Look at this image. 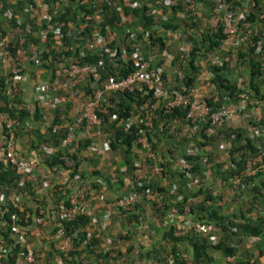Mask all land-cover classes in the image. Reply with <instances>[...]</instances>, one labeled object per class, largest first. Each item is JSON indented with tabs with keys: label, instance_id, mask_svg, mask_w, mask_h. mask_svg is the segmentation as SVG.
Listing matches in <instances>:
<instances>
[{
	"label": "built area",
	"instance_id": "2783aa9c",
	"mask_svg": "<svg viewBox=\"0 0 264 264\" xmlns=\"http://www.w3.org/2000/svg\"><path fill=\"white\" fill-rule=\"evenodd\" d=\"M98 1V9L104 5L114 8L119 15L120 26L115 30H110L106 25L103 27L102 33L98 29L93 30L90 33V39L86 38L84 46L75 40L76 36L72 33V37L70 40L68 39L67 35L70 32H64L61 25L54 20L49 3L44 0H32L24 7V12L27 21L26 31L29 30L28 24L35 26L32 34L40 42L47 44V47L38 49L33 43L27 42L26 47H16L13 52L15 56H13L6 46L9 41L7 32L0 33V67L3 69L1 94L8 99L12 98L15 93L20 94L21 97L20 103H13L14 106H12V101H7L5 104L0 99V165L13 170L17 176L16 185L21 189L17 195L15 192H11L10 195L5 196L4 192H0V226H2L0 264L39 263V258L37 259L36 255L37 249L33 243V226L53 251L56 249L63 253L68 252L72 248L73 239L81 228L66 232L60 223L71 221L81 213L90 215L91 223L99 221L100 229H104L113 214L130 210L137 214L135 220L133 219L135 233L141 236H151L154 234L153 230L148 226L141 213L133 207L134 204H142L144 201H153L160 207L163 204H168L167 210L163 208L160 210L163 212L161 225L166 229L172 227L173 236L178 237L194 232L206 238L210 244H215L218 241V234L222 230L220 225H213L189 214L183 215L178 212L175 206L185 194V191L180 190L196 189L200 184L199 179L202 180L199 178V174L191 171V165L186 159L190 155L199 154L196 147L198 142L188 144L177 157L161 156L159 152L163 153L165 150L163 147L166 146L164 143L166 135L159 132L164 125V121L159 116L167 114L175 108H184V132L188 137L200 135L201 131L212 134L223 126H234V120L246 117L250 121L248 125L243 127L235 124V126L245 129V134L250 138L264 140V127L260 124L258 117V112L264 111V102L250 94V88L246 89L242 84L243 79L235 80L236 87L240 88L239 93L229 95L226 91L227 93L219 100V88L212 81V71L209 68L205 69L203 61L198 60L194 62L199 66L195 72L196 77L189 85H186L182 66L188 57L191 41L185 38L175 39L174 36L178 35L173 34V36L171 32L174 31L166 30L171 39L164 40V48L159 51L158 49L147 51L142 41L147 42L148 33L138 32L135 28L127 25V17L123 14L122 5L130 8H142V4H146L148 6L146 13L165 18L162 10L164 7L170 8L174 0H123L122 5L114 3L116 0H96V2ZM181 1L186 4L185 11H188L190 16L199 18L208 31L219 30L222 35L213 50L206 52L205 58L210 64L222 66L224 62L230 61L229 65H231L233 62L228 57L229 54L238 47L251 46L252 54L256 55L259 60V73L264 74V10L252 21H248L249 0H242L241 4L235 5L234 8H232L231 0H209L211 4L207 6L204 0ZM199 5L203 6L206 13L204 16L198 13ZM15 12L13 7L2 9L0 18L7 22H14L15 29H20L19 24L22 21ZM98 12L100 11L98 10ZM180 17H183V13ZM84 18H92L94 26L100 24V18L97 15ZM84 23L86 22L79 24L85 26ZM139 33H142V41L137 40L136 35ZM173 39L177 40L175 49L178 53L180 68L173 66L175 55L167 48ZM111 41L112 44H110ZM83 47H88L91 52L96 50L99 53L98 58L94 62L88 61L85 58L87 55ZM44 51L49 52L47 58H43L42 52ZM114 62L125 67L129 65L131 70L117 78L115 75H108L105 68L109 64L113 66ZM163 71L170 75L175 74L180 81V86L177 88L176 85H168L163 79ZM25 76L29 78L31 96H25L23 93L21 79H25ZM125 92H129L131 95L147 96V98L143 99L141 103H135V100L130 101L129 104L132 108L118 107L119 100H116V97L118 93ZM209 97L214 101V105L208 103ZM12 108L16 109L14 115L10 113ZM18 108L28 112L23 119L16 116ZM35 108L43 111L42 121L38 122L41 133L52 121L53 110L57 108L61 110L57 114L58 117L55 115V119L60 122L61 119L65 121L69 119L67 122L70 124L67 127L66 136L59 143L58 157L70 166L74 165V161H68L64 149L75 138V131L80 125L84 127L85 136L83 137L91 138L87 150L88 154L93 157L109 152L107 138L114 130L112 126L120 128L122 132L131 133L134 136L131 147L138 157L132 159L131 170L136 176L130 182L126 181L128 183L126 190L112 199H106L102 193H95L92 188L88 189L84 178L80 176L78 170L84 167L85 161L80 160L79 165L76 166L77 170L72 174V167L68 168L62 165L50 173L44 167V159L54 152L53 147L39 143L30 154L17 148L15 146L16 133L20 127L30 128ZM104 114H108L106 128L112 125L108 131L104 129V121L101 119V115ZM171 122L173 123L171 124ZM167 123L171 124V128L175 127L174 120L166 121L165 124ZM180 137L182 135L177 133L175 138L179 139ZM166 147L169 149V144ZM216 147L221 150L219 153L224 156L222 171L231 170V173L226 175V182L222 181L224 178L219 179L227 184L228 191L232 196L240 188L246 186L242 183L244 179L255 175L259 170H264V153L261 149L250 152L237 164L238 160L232 162L230 159L229 140L220 141ZM203 154L200 164L206 161ZM171 160L176 163L183 182L182 186L172 182L165 195L147 185L153 177L164 180L168 163ZM211 164L208 165L211 166ZM203 175L209 176L208 169L203 171ZM140 179H144V181ZM26 182H29L31 187L40 193L41 187H50L51 184L65 187L68 189L63 195L65 202L52 203L41 211L42 217L36 216L27 209L21 200L22 196L26 195ZM212 194L216 195L217 192L212 189ZM92 200L102 203L103 208L99 217L92 213ZM255 212L264 218L263 209H258V211L256 209ZM4 213H7L5 218L3 217ZM255 216L254 214L252 219ZM235 218V222L241 220L238 213ZM225 227L229 232L237 231L234 224L226 222ZM47 228H49V232ZM83 230H86L85 237L90 238L89 227H85ZM263 239L264 222L262 234L245 235L242 237V243L246 248H253L257 243H262ZM111 240L108 235L103 237L102 253L110 250ZM262 250V252L256 250L253 257L248 260L241 259L239 264H264V248ZM168 258V264H172L171 258ZM223 258L224 261L231 263L235 261L236 256L228 254ZM55 260L56 264H65L58 255H55ZM77 264H94V262L81 259L77 260Z\"/></svg>",
	"mask_w": 264,
	"mask_h": 264
},
{
	"label": "trees",
	"instance_id": "16d2710c",
	"mask_svg": "<svg viewBox=\"0 0 264 264\" xmlns=\"http://www.w3.org/2000/svg\"><path fill=\"white\" fill-rule=\"evenodd\" d=\"M49 3V6L51 8V3L58 2L60 0H44ZM62 1H67L66 4H64L63 10L57 14L54 15V20L57 21L60 25L61 28L63 29L64 32L69 31L70 34H68V39L70 40L71 33L76 36V41L81 45L84 46L86 42V38L90 39V33L93 32V30L98 29L102 33L103 27L104 26H109L110 30H115L116 27L120 26L119 22V15L118 13L114 10L113 7H108V5L101 6L98 9L99 6V1L96 2V0H62ZM131 1V0H130ZM32 0H18L16 2H11L10 1H3L0 2V12H2V9L4 10L6 6L13 7L15 4L19 5H24L26 6L28 3H31ZM123 0H116L114 3L122 5ZM242 0H231V5L232 8L236 7L235 5H240ZM249 16L247 17L248 21H252L254 18L258 16L264 10V0H249ZM205 5H210L211 2L209 0H204ZM142 8H130L122 5L123 7V14L126 16V21L128 22L129 18L135 20V23L140 22L142 23V32H147L148 37H147V42L142 41V33H139L136 35L138 41H142L145 44V48L147 51L151 49H158V51L161 48H164V40L166 38H171L169 36L170 34L166 33V30L169 31H179V33L182 35L183 32L187 31V38L191 41V46L189 49L186 65H184V81L186 85H189L196 77V70L198 69L199 66L195 65L194 62L198 60H202L203 64L205 65V69H210L213 73L212 81L216 83V87L219 88V100H221V97L225 95V93L228 92L229 95H235L239 93L240 88L236 87V76L233 73V68L234 67H241V70H246V84H244L242 81L243 86L250 91V94L253 95V97L259 98L264 102V93L260 92L261 90V85H264V74L261 75L259 73L258 67H259V60L257 59L256 55L252 54V47L249 46H243V47H238L235 51H233L231 54H234L237 56L235 62H233L231 65L234 64V67L229 65L230 61H226L223 63L222 66H217L216 64H210L208 59H206V52H210L213 50V48L217 45L218 39L222 36L220 31L217 30L216 32H210L207 30L206 27L200 26L198 24L199 18L197 17H192L189 15L188 11H185V6L186 4H183L181 0H174L173 3L171 4L170 8H165L162 10V13L165 14V18H162V16L155 15V14H149L146 13L145 11L148 10V6L145 4H142ZM100 11L97 13V11ZM179 13H183V17H179ZM97 15L100 18V24L98 25H93V19L92 18H84L86 16H95ZM2 21V20H1ZM80 22H86L84 25L80 26ZM1 23V22H0ZM7 27L11 30L6 31V28L0 26V33L4 34L7 32L9 41L8 49L12 52L13 54L14 50L18 46H27V42L33 43L36 48L41 49L43 47H47V44L42 43L38 40V38L32 34V32L35 30V26L32 24H28L29 30L26 31L27 24H24L23 22L19 24L20 29H15V23L14 22H7ZM186 27V28H185ZM8 28V29H9ZM186 29L185 31H183ZM189 29V31H188ZM11 34H14L13 36H10ZM22 36V38H20ZM20 38V39H19ZM113 42L111 41L110 44ZM108 44V45H110ZM170 46V45H169ZM84 51L86 52L85 58L88 61L94 62L98 56L99 53L95 50L91 52L88 47H83ZM169 50H173L174 48L168 47ZM49 52H51L49 50ZM49 52H42L43 58H47L49 55ZM173 53L175 55L174 61L172 62L173 66L175 68H180V62L178 60V53L175 50H173ZM229 58L231 57L230 55L228 56ZM231 59V58H230ZM115 64L112 66V64H109L105 69L106 73L108 75H115L117 77L124 76L128 71L131 70L129 65L126 67L124 65H121L119 63L114 62ZM159 63V62H158ZM29 66L28 64H26ZM45 65V64H43ZM49 66V65H45ZM3 69L0 68V71ZM241 72V71H240ZM242 73V72H241ZM168 72L163 71V79L167 82V80L171 77L169 76ZM229 75V77H227ZM175 78V83L173 86L176 85L178 88L180 86L179 80L176 77L175 74L172 75ZM231 77H233L231 79ZM245 77V76H244ZM3 79L2 73H0V88H1V82ZM182 79V80H183ZM82 89V87H81ZM227 91V92H226ZM135 94V93H134ZM147 96H142V95H131L129 92L121 93L117 95L116 100H119L118 107L124 106L126 109L132 108L131 105L129 104L130 101L135 100V103H141L143 99H146ZM0 99L6 104L7 101H12V106L15 104L13 103H20L21 97L20 94L15 93L12 98H6L1 94V89H0ZM112 101V99H111ZM208 103L210 105H214V101L212 98L207 99ZM218 103V102H215ZM16 111L15 108L11 109L10 113H13ZM17 117H23L28 114V112L24 109L18 108L17 110ZM61 110L57 108L56 110L52 111L53 114V119L50 122L49 126L45 127L44 132L39 131V125L38 122L42 121L41 115H42V110L39 108H35L33 115H32V124L30 128L28 127L26 129V132L28 134H32L33 137L36 138V141L38 143H44L47 144L51 147H53L55 150L52 154L48 155L44 159V167L47 168V171L49 172H54L56 168L60 165L65 166V167H72V173H74L77 170V167L79 165L80 160H84L87 165L90 166L91 163L94 162L95 157H91L89 155V151L87 150L88 145L91 141L90 137H82L81 140L79 139L78 131L82 130V135L85 136L84 133V127L80 125L75 131L76 136L73 140H71L68 145L65 147V153L67 155V159L74 161V165L70 166L68 165L67 162L64 160L60 159L58 157V153L60 150L59 143L60 140L66 136L67 132V127L70 124V122H67L66 119L62 120L61 122L58 119H55L58 117V113ZM65 113V112H64ZM185 113L184 108H175L171 112L160 115L159 117L164 121V125L160 128L159 132L161 134H165L166 138L169 136L176 137L177 134V129L171 128V124L165 122H169L171 120H179L182 123L185 121L183 120V116ZM107 118L108 114L101 115V119L103 122V127L105 130L108 131L109 128H111L112 125H109L110 127L106 128L107 124ZM105 124V125H104ZM261 124V123H260ZM52 127H54L52 129ZM23 127H20L19 130H21ZM114 129L111 133V135L107 138V145L109 151L112 149L113 151H116L120 153L122 158V163L125 162L126 165H132V159L138 157L137 153L130 151V148L132 146V142L134 141V136L131 133H125L122 132L120 128H115L112 126ZM19 130L16 133V138L18 137ZM169 131V132H168ZM246 130L241 129L237 126H223L221 129L218 131L212 133V134H206L205 132L200 133V138L201 140L196 144V147L199 150V154L195 156H188L186 157L187 161L191 165V171L193 173L199 174V178L202 180L199 182L200 184L198 185V188L194 189L192 193L198 194L201 193L203 194L202 199L198 202H194L190 199L187 200V196H183V199L176 203L175 206L178 210L179 213L183 215H192L197 219L210 222L213 225L216 226H221V232L218 234V241L215 244H210L208 240L204 237H202L199 234H196L194 232H189L183 236H178L175 237L172 235V227L167 228L163 232V237H167V246L165 245H156L153 246L152 248L148 249L145 251V253H142L141 251L137 250L135 248V258L134 261L137 259H141L142 256L144 255L146 258H149L152 260L153 264H168L169 258L172 260V264H184L185 260L183 258V255L180 253L181 251L177 249L176 243L180 241H186L189 244L190 247V264H199V263H204L208 264L211 261V257L209 256V253L211 250L219 251L222 255L226 256L228 254H232L236 256L235 263L239 264L241 263V256L239 255V250L237 247V242H240L242 245V237L245 235H259L262 234V228H263V222L264 218L260 217L259 214L254 212L256 215L255 218L252 219L254 216H248L245 217L243 216V211L241 210V207H245V209L249 212L251 209V206L249 203L255 202V209L260 208L263 209L264 211V170H259L255 175L244 179L242 183H244L246 186L243 188H240L238 192H236L233 195L234 202H237L236 207L232 209L233 211L230 212L227 215H221L219 214L218 211H216L213 206L212 202L214 201H219L223 199V196L219 193L216 195L212 194V188H210L208 185L205 186V181H206V176L203 175V171L205 169H208L209 173L211 172V175H215V173L218 175L219 178H224L222 181L226 182L227 174L231 173V170H226L222 171V165L223 162L221 161H216L217 159V152H221L220 149L217 147L215 148L214 146H217L220 141L222 140H229L230 143V148L228 150L230 159L232 162H235L238 160L237 164L250 152L258 151V147L256 148L253 144L252 141H254L257 138H250L245 134ZM232 135L233 137L230 138L229 136ZM32 140V139H31ZM208 144H214V148ZM33 146V145H32ZM154 146V145H153ZM176 146L174 143H170L169 146V152L170 155H174L177 150ZM80 151H83L80 152ZM181 151V150H180ZM202 153L203 156L206 157V161L202 162L200 164V159L202 158ZM264 153V152H263ZM159 154L162 156V152H159ZM264 157V154H263ZM238 158V159H237ZM211 164L209 166L208 164ZM88 172L90 170H87ZM79 174L81 177H84V172L86 170L84 169H79L78 170ZM113 176L115 178L118 177V171H114ZM94 173V172H92ZM148 173V169H147ZM70 174V175H71ZM112 174V173H111ZM110 174V175H111ZM121 174H124L121 172ZM225 175V176H224ZM136 175H132L131 180ZM262 176V180H260ZM183 179V178H182ZM123 180H127V177L124 175ZM144 181V179H140ZM160 178H152L148 181V187H152L154 190L161 192L166 195L167 189L170 186V182H168L165 186H160L157 182H159ZM122 180L118 179L116 181V184L118 188L122 186ZM124 181V182H125ZM17 182V176L14 174L13 170H11L9 167H4L3 165H0V192H4L5 196L10 195L11 192H15L17 195L21 189L17 187L16 185ZM177 184V183H176ZM248 184V185H247ZM181 186V184H180ZM180 189V187H179ZM25 190H32L30 195H33L37 190L33 189L30 185L29 182L25 183ZM191 190V189H190ZM193 190V189H192ZM250 191L253 198H251L250 201L244 203H239L240 199L239 194L242 193V191ZM51 193H52V203H57V202H65L63 200V195L65 194L68 189L65 187H61L58 184H54L51 188ZM180 191H185V189H182ZM186 192V191H185ZM260 198V200L256 201L257 198ZM253 200V201H252ZM209 201V202H207ZM207 202V203H206ZM258 202L260 206H258ZM53 204V205H54ZM144 204H150L152 206V211H157L160 215H163V212L160 211L163 208L164 210H167V205L168 204H163L162 207L156 205L153 201H144L142 204L135 205L134 208L138 210L139 213H141V216H143ZM242 205V206H241ZM55 206V205H54ZM52 206V207H54ZM241 206V207H240ZM249 206V208H248ZM27 209L35 214L36 216H43L42 210L38 206L32 208L27 207ZM156 212V213H157ZM157 213V214H158ZM236 213L239 214V217L241 220L239 222H235V216ZM124 214V215H121ZM7 216V213H4L3 217L5 218ZM97 216V215H96ZM137 214H134V212H131L130 210L127 211H121L119 213L113 214L111 217L110 221L108 224L105 226L104 229H100V223L98 221L91 223V216L87 215L85 213L78 214L74 217L73 220L68 221V222H61L60 225L64 228L66 232L69 231H75V229H80L79 232H77L76 237L72 241V248L66 252L63 253L62 251L59 250H54L55 255H58L60 259L65 263V264H70L74 263L77 264V260L81 259H88L92 260L94 264H104L103 259L105 257H115V255L118 253L119 250H116V244L118 243L117 239H112L110 243V250L106 253H102V242H103V237L106 235H109L107 229L110 223L114 221H118L119 223H124L123 227H126V231H133L134 230V220L136 218ZM99 217V216H98ZM144 220L145 215L143 216ZM239 218V219H240ZM1 219V218H0ZM99 219V218H98ZM134 219V220H133ZM30 221V220H29ZM234 224V226L237 228V231L235 232H229V230H226L227 228L225 227V224ZM147 223V222H146ZM150 223L148 224V226ZM50 227V226H48ZM89 227L90 231V238L85 237V232L86 230H83V228ZM152 230L153 233L155 234V230L153 226H149ZM51 228V227H50ZM2 226H0V235H2ZM52 230V228H51ZM107 231V232H106ZM4 233V232H3ZM103 233H106V235H103ZM5 234V233H4ZM5 236V235H4ZM150 236V235H149ZM152 236V235H151ZM111 237V235H110ZM119 238H125V235L123 234L122 236L119 235ZM85 241V242H83ZM127 241V240H126ZM134 245V243H131ZM130 243L127 244L128 246L125 248L126 250H132V245ZM122 246V245H121ZM262 246V247H261ZM256 248L259 252H262L264 248V239L262 243H257ZM246 249V248H245ZM120 252V251H119ZM37 259L39 258V263L38 264H54L52 262L51 258H46L45 259L39 256L38 251H36ZM126 254V251H125ZM124 255H119L121 258L124 259ZM134 263V262H133Z\"/></svg>",
	"mask_w": 264,
	"mask_h": 264
},
{
	"label": "crops",
	"instance_id": "0c3cea01",
	"mask_svg": "<svg viewBox=\"0 0 264 264\" xmlns=\"http://www.w3.org/2000/svg\"><path fill=\"white\" fill-rule=\"evenodd\" d=\"M3 1H10V3L12 2H16L18 0H3ZM0 2H2V0H0ZM67 1H58L55 3H51V11L53 12L54 15L59 14L63 8H64V4H66ZM9 6H6V8ZM24 5H19V4H15V6H13L14 10L16 11V15L21 19V21L24 24H27L26 18H25V12H24ZM2 20V21H1ZM0 26L6 28V31L11 30L9 28V26L7 27V21L0 18ZM10 23V22H8ZM9 28V29H8ZM14 34H11L10 36H13ZM1 68V67H0ZM0 73H3L2 70L0 71ZM29 78L27 76H25V79H21V86H23L24 88V94L25 96H31V87L29 84ZM174 126L177 129V133L181 134L182 137H180L179 139H176L172 136H169L167 138H164V143L166 144V146L170 143H174L176 146V150L177 152L174 155H170V152L168 151L169 149L165 146L163 147L165 150H163L164 152L162 153L163 157L164 156H168L169 158H174L177 157L178 155L181 154V152L184 150V148L186 146H188V144L190 143H197L199 142L200 139V135H194V136H187L184 132V128H185V124L182 123L181 121H177L174 120ZM1 131V128H0ZM19 135L20 138L19 141L17 142V139L15 141V146L17 148H19L21 151L25 152L26 154H30V152L33 150V147H29L28 145L24 144L23 142L27 139L29 140H33V136L32 134H28L26 132V128L23 127L21 130H19ZM160 138V137H159ZM36 143V139L34 140ZM38 143V142H37ZM41 143V142H40ZM39 144V143H38ZM44 144V143H43ZM37 145V144H36ZM47 145V144H45ZM168 149V150H166ZM181 150V151H180ZM83 153V151H80ZM217 159L216 161H223L224 160V156L217 152ZM93 157V156H91ZM122 158L123 156L120 155V153L113 151L112 149L101 155V156H96L95 160L93 163L89 165H87V163L84 165V169L90 170V172H84V180H85V184L87 186L88 189L92 188L95 193H102L106 199H112L116 196H118L119 194L123 193L127 186L128 183H126V181L131 180V176L133 175V171L130 168V165H126L125 162L122 163ZM113 163V164H111ZM107 170V174H105V171ZM104 171V172H103ZM114 171H118V177L115 178L113 176V173H115ZM94 172V173H92ZM124 173V174H121ZM112 173V174H111ZM111 174V175H110ZM109 175V176H108ZM127 177V180H123V176ZM211 177V179H210ZM212 178L214 179L212 182ZM118 179H121L122 181V186H120L118 188L116 181H118ZM125 181V182H124ZM168 182L172 183L175 182L177 184H181L182 186V182L183 179L182 177H180L177 167H176V163H174L173 160H171L168 163L167 166V172L166 175L164 177V180H159V182H157L160 186H165ZM213 183V184H212ZM205 185H208L210 188H212L213 190H215L217 193L221 194L223 196L222 200L219 201H214L212 202V206L213 208L219 212V214L223 215L225 213L230 212V209H234L236 207L237 202H234L233 196L229 193L228 191V187L227 184L223 183L217 176V174L215 173V175H211V172L209 173V176L206 178L205 181ZM47 190V189H45ZM51 188L49 187L48 189V193L44 194L43 200H39V203H44L45 199H48V196L50 197V200L52 199V193H51ZM43 191V190H42ZM185 196H187V200L190 199L194 202H198L202 199L203 194L201 193H192L194 191V189L192 190H185ZM248 190H246L247 192ZM35 193H40V192H35ZM42 194V192L40 193ZM36 196V194H33L31 197ZM231 199V201H230ZM22 202L24 203V205H26L27 207L31 208V206L33 205V202H29L28 197H26L24 195V197L22 196L21 198ZM49 200V202H50ZM241 202V200H240ZM239 202V203H240ZM243 203V202H242ZM52 204V200L51 203ZM228 204V205H227ZM241 204V203H240ZM245 204V203H244ZM231 205V206H230ZM92 213L96 216H99L101 214V210H102V203L97 201V200H92ZM150 204H144L143 208H144V212L146 214V212L148 214L145 215V219L146 222L150 223L151 226L154 227L155 230V234H153L152 236H141L136 234L133 229L132 231H126V229L124 230V228H120L123 226L124 223H119L117 220L110 223V225L108 226L107 231L109 232L108 236L111 235V238H113L112 235H115L118 233V235H122V234H129L131 236V238L134 240H136V242L134 243V246H136L137 250L141 251L142 253H145V251H147L148 249L152 248L153 246L156 245H165L167 246V237H163V232H165L164 230H166V228H164L161 225V216L157 211H152L151 209H149ZM36 207V206H33ZM147 208L149 209V211H147ZM34 209V208H33ZM41 209V208H40ZM45 209V208H44ZM158 214H157V213ZM251 214V213H249ZM227 215V214H226ZM32 228V227H31ZM33 228L35 230L36 227L33 226ZM32 228V229H33ZM33 229L34 232V238H33V243L38 251L39 256L45 259L46 258H51L52 262L54 264H56V260H55V253L54 251L49 247L48 242L42 238V235H38V233ZM116 229H120V231H116ZM47 231L49 232V228H47ZM46 231V232H47ZM106 231V232H107ZM116 231V233H115ZM103 235H106V233H103ZM44 241V242H43ZM176 247L179 248V250L181 251L180 253L183 255V258L185 260L184 264H190V247L189 244L186 241H180L176 243ZM121 247H119L120 249ZM177 248V249H178ZM122 250V248H121ZM45 256V257H44ZM209 256L211 257V261L208 264H214L215 260L219 258H221V261L219 260L218 263L219 264H223L225 263L224 258L219 251H215V250H211L209 253ZM214 258H216L215 260H213ZM111 261V260H110ZM110 264H112L110 262ZM134 264H153L152 260L149 258H146L144 255L142 256L141 259H137L136 261H134ZM199 264H204V263H199ZM237 264V263H235Z\"/></svg>",
	"mask_w": 264,
	"mask_h": 264
},
{
	"label": "rangeland",
	"instance_id": "374dc122",
	"mask_svg": "<svg viewBox=\"0 0 264 264\" xmlns=\"http://www.w3.org/2000/svg\"><path fill=\"white\" fill-rule=\"evenodd\" d=\"M198 13H200V15L201 16H204V14H206L205 13V11L203 10V6L202 5H199V7H198ZM180 15H181V13H179V17H180ZM198 24H200V26H203V24H202V22H201V20H199L198 21ZM127 25L129 26V27H133V28H135L136 29V31H138V32H141L142 31V28H141V26H142V23H140V22H137V23H135V20H133V19H131V18H129V20H128V22H127ZM204 27V26H203ZM186 28V27H185ZM186 29H184L183 31H185ZM122 31V30H121ZM172 33V35L173 34H175V35H178L177 37H175L174 35V38L175 39H181V38H187V31L186 32H183V34L182 35H179L180 33H179V31H174V32H171ZM171 39V38H170ZM177 40H174L173 39V41H172V43L170 44V46H168V47H173L174 49L173 50H175V46L177 47V42H176ZM167 47V48H168ZM169 50V49H168ZM173 50H169L170 52H173ZM231 57V60H232V62H235V60H236V58H237V56L236 55H234V54H229ZM236 57V58H235ZM186 61H187V59L185 60V62H184V64H183V66L184 65H186ZM234 65V64H233ZM182 66V71H184V67ZM234 67V66H233ZM233 73L235 74V76L237 77V76H240V77H237V79H236V81H238L239 79H243V83L244 84H246V80H247V74H246V70H241V69H239L238 67H234L233 68ZM242 73H241V72ZM173 74H171V75H169V76H171L168 80H167V84L168 85H170V84H172V85H174V83L176 82L175 81V78L172 76ZM245 76V77H244ZM235 77V78H236ZM180 82V81H179ZM236 83V82H235ZM261 89V91L260 92H263L264 93V85L262 84L261 85V87H260ZM206 96H207V94H205ZM258 117H259V119H260V123H261V125L264 127V111L262 112V111H260V112H258ZM250 123V121H248L247 120V118L246 117H243V118H240L239 120H234V123H233V125L235 126V124H237L238 126L239 125H242L243 127L244 126H246V125H248ZM242 127V128H243ZM82 130H79L78 131V136H79V139L81 140V138L83 137V135H82ZM20 136L21 135H19L18 134V138H20ZM33 136V135H32ZM18 138H16L17 139V142L19 141V139ZM36 138L34 137L33 138V140H25L23 143L24 144H26V145H28L29 147H33V148H36V146L38 145V143H37V141H36V143H35V140ZM16 141V140H15ZM253 142V144H254V146L257 148L258 147V149H261L263 152H264V140L263 139H260V138H257V139H255L254 141H252ZM37 144V145H36ZM33 145V146H32ZM208 145H210V146H212V148H216V146H214V144L212 145V144H208ZM214 146V147H213ZM130 151H133L134 152V149L131 147L130 148ZM82 161H84V160H82ZM111 164H113V163H111ZM82 169H84V168H82ZM85 170V169H84ZM105 171V174H107L108 172H107V170H104ZM103 171V172H104ZM86 172H88V171H86ZM90 172V171H89ZM50 173H52V172H50ZM109 176V175H108ZM218 176V175H217ZM219 178V177H218ZM210 179H211V177H210ZM263 178H262V176H261V178H260V180H258L257 182H259V181H261ZM213 178H212V182H213ZM213 184V183H212ZM54 184H51L50 185V188H52V186H53ZM45 189H47V190H45ZM48 189H49V186L48 187H46V188H42L41 187V190H43V191H41L42 192V194H40V193H34V194H36V196H33V197H31L32 195H30V193H31V191L30 190H26V197H28V200H29V202H33L32 204V206H31V208H32V210H33V206H38L39 208H41V209H43V208H46L47 206H49V205H51L50 203H51V200H50V197L48 196V199H45L44 200V203H43V201H42V203H39V200L41 201V200H43V199H41V198H43V197H41V196H43L44 194H47L48 193ZM33 192V191H32ZM252 195L253 194H251L250 193V191H242V193L241 194H239V199L241 200V202L240 203H245L246 205H247V203L246 202H248V201H250L251 200V198H253L252 197ZM49 200H50V202H49ZM258 200H260V198H259V196H258V198H257V200L256 201H258ZM230 201H231V199H230ZM253 201V200H252ZM250 204V206H251V209L249 210V212L245 209V207H241V210L243 211V216H245V217H250V216H254V212L256 211V209H255V211H254V208H255V202H253L252 203V205H251V203H249ZM228 205V204H227ZM231 206V205H230ZM258 206H260V204H259V202H258ZM248 208H249V206H248ZM149 209H153L152 208V206H149ZM149 209L147 208V211H149ZM258 209H260V208H257V211H258ZM233 210H232V208L230 209V212H232ZM230 212H228V213H225V214H223V215H226V214H229ZM249 213H251V214H249ZM143 214V216L144 215H146V214H148L147 212H146V214H145V212H143L142 213ZM253 214V215H252ZM147 224H149L148 222H147ZM149 226H151V225H149ZM120 228H124V230L126 229V227H120ZM116 231H120V229H116ZM116 231H115V233H116ZM123 235V234H122ZM121 234H120V236H122ZM125 235V238L124 239H126V240H123V238H119V235H118V233L117 234H115V235H112L113 236V238H115V239H117L118 240V243L116 244V250H119L118 251V253L115 255V257H105L104 259H103V263L104 264H110V262L112 263V264H134L133 262H134V258H135V248H136V246H134L133 244H131V243H135L136 242V240L134 239H132L131 238V236L129 235V234H127V233H125L124 234ZM44 242V241H43ZM131 244L132 245V250H126L125 248L128 246L127 244ZM122 245V246H121ZM119 247H121L122 248V250H121V248L119 249ZM237 247H238V250H239V255L241 256V258L240 259H245V260H248V259H250L251 257H253V255H254V252L257 250V248L256 247H253V248H246L244 245H242L240 242H237ZM262 247V246H261ZM178 248V247H177ZM246 248V249H245ZM179 249V248H178ZM125 251H126V254H125ZM124 255L125 254V256H124V259L123 258H121L119 255ZM216 258H214L213 260H215ZM111 260V261H110ZM219 260L221 261V258H219ZM218 259H216L215 260V262H214V264H219L218 263V261H219ZM70 264H74V263H70ZM223 264H235V261H233V262H231V263H228V262H226L225 261V263H223Z\"/></svg>",
	"mask_w": 264,
	"mask_h": 264
}]
</instances>
